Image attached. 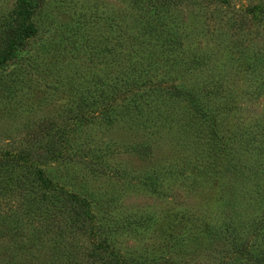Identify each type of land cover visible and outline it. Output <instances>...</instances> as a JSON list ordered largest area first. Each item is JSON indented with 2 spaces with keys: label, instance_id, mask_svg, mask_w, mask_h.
<instances>
[{
  "label": "rangeland",
  "instance_id": "obj_1",
  "mask_svg": "<svg viewBox=\"0 0 264 264\" xmlns=\"http://www.w3.org/2000/svg\"><path fill=\"white\" fill-rule=\"evenodd\" d=\"M29 3L34 31L0 63V264H264V0ZM21 7L0 0V55ZM129 70L204 113L130 100Z\"/></svg>",
  "mask_w": 264,
  "mask_h": 264
},
{
  "label": "trees",
  "instance_id": "obj_2",
  "mask_svg": "<svg viewBox=\"0 0 264 264\" xmlns=\"http://www.w3.org/2000/svg\"><path fill=\"white\" fill-rule=\"evenodd\" d=\"M21 2H22V7L17 12H15L11 20L7 21L5 24L4 35L5 38L8 39V42L6 45V51L0 55V63H2L5 60L13 59L16 55V51L18 47H20V45L23 43L24 38L30 36L34 31V28L28 19V13L30 7L29 0H21ZM162 30L163 28L161 29V31ZM158 44L159 46L163 45L162 47H164L165 45L166 47H170V46L175 47L177 46L178 43L176 42L173 34H170L168 36V33L166 31L164 32L162 31V35L158 41ZM126 75H128L130 79H133L135 82H137L138 85L141 86L138 89L139 91L135 90L129 95L130 100L132 101L137 100V98L138 99L142 98L149 91H157L162 94L170 93L169 97L175 96L184 99L189 103L190 108H192L198 114L204 113L200 107L198 108V106H196L197 97H194L193 93L185 90L181 85L177 84L176 81H171V80L166 81L158 77L154 79H149L147 77L141 76L135 70H129V72ZM232 107L233 105L229 104V105H223L221 108L227 111V110H232L231 109ZM221 108L217 106V109L215 110L220 111ZM100 114L105 115V112H101ZM232 137H233V132H229L226 128H224L221 124V120L214 121V155L216 158L218 159L223 158L221 153L224 151L225 147L230 146V148L233 149V146L226 143V141L231 140ZM221 163L222 164L224 163L222 159H221ZM47 182L48 181L45 180L44 178H40L41 184H46ZM54 186L55 184H52V187ZM56 188H58L57 192L59 194L62 193L66 195L70 201L78 202L80 205L88 204L86 200L77 198V196L68 193L65 190H62L61 187L58 186Z\"/></svg>",
  "mask_w": 264,
  "mask_h": 264
}]
</instances>
